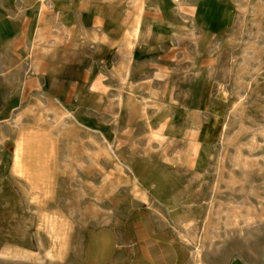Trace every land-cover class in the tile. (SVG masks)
<instances>
[{
    "label": "rangeland",
    "instance_id": "1",
    "mask_svg": "<svg viewBox=\"0 0 264 264\" xmlns=\"http://www.w3.org/2000/svg\"><path fill=\"white\" fill-rule=\"evenodd\" d=\"M236 31L216 72L229 110L203 167L199 222L147 197L131 169L132 145L36 94L0 119V264H182V245L186 264L259 260L264 0L241 3ZM126 137L139 147V132ZM142 139L151 150L162 146L153 130Z\"/></svg>",
    "mask_w": 264,
    "mask_h": 264
},
{
    "label": "crops",
    "instance_id": "2",
    "mask_svg": "<svg viewBox=\"0 0 264 264\" xmlns=\"http://www.w3.org/2000/svg\"><path fill=\"white\" fill-rule=\"evenodd\" d=\"M244 1L0 0V119L30 96L57 100L79 124L132 145L150 200L199 222L203 167L229 110L216 72ZM149 130L161 147L140 146ZM138 132L135 149L126 135ZM225 264H264V252Z\"/></svg>",
    "mask_w": 264,
    "mask_h": 264
}]
</instances>
